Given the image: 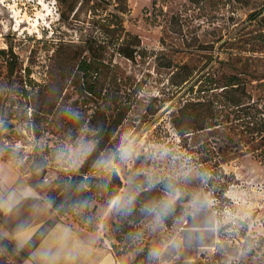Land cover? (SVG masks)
Here are the masks:
<instances>
[{
	"label": "rangeland",
	"instance_id": "374dc122",
	"mask_svg": "<svg viewBox=\"0 0 264 264\" xmlns=\"http://www.w3.org/2000/svg\"><path fill=\"white\" fill-rule=\"evenodd\" d=\"M120 6L128 10L121 17L123 27L141 41L133 61L113 46L102 49L107 37L99 24ZM85 40L93 57L81 45ZM69 43L74 46L67 47ZM83 58L94 62L97 75L83 76L77 70ZM235 73L253 85L264 83V0H2L0 160L13 162L48 198L69 173L99 174L92 161L127 135L138 157L120 167L123 182L131 173L175 178L187 164L193 179L182 186L214 201L210 215L219 224L217 231L206 233L200 244L167 252L166 264H264V163L246 142L224 150L217 159L207 153L211 141L236 137L227 130L179 135L170 124L171 115L196 95L197 87ZM80 145L94 151L79 172L57 162L58 148ZM158 149H167L168 157L146 159ZM216 164L230 177L223 196L213 180ZM198 173L206 175V183ZM181 210L178 204L177 216ZM53 212L56 219L73 221ZM113 218L96 231L103 235ZM147 223L146 218L141 221L140 231L149 249L173 229V219L155 232ZM120 245L116 264H150L136 248ZM0 264H23L1 239Z\"/></svg>",
	"mask_w": 264,
	"mask_h": 264
},
{
	"label": "clouds",
	"instance_id": "9594fccd",
	"mask_svg": "<svg viewBox=\"0 0 264 264\" xmlns=\"http://www.w3.org/2000/svg\"><path fill=\"white\" fill-rule=\"evenodd\" d=\"M2 2V0H0ZM45 7H47L45 5ZM48 14H51L49 10ZM75 115V113H71ZM3 122L0 121V128ZM20 147L16 145V149ZM93 147L80 145L77 149L69 150L58 148L56 151V160L59 163L67 165V170L79 172L87 162L88 157L92 155ZM4 149H0V156ZM167 149H158L151 152L146 159L154 161H163L168 157ZM138 157L134 147V140L129 139L127 135L120 138L119 143L110 150L107 155L96 156L92 161L91 167L100 174L95 179L100 181L95 184L98 195L105 197L102 211H94L97 208V202L90 193L93 188L92 177L84 174L82 179L73 181L69 179L65 186L69 193L75 198H69V201L57 206V210L67 208V213L80 219L85 224H96L103 227L105 222L111 217L126 219L135 216L137 213L145 217L148 223L145 227L155 232L165 227V222L173 219V229L169 236L164 238L159 244L149 249L148 260L155 264H166L163 260L164 255L169 251L178 252L183 247L202 243L206 233H215L219 227L218 222L210 215L214 201L200 190L189 191L182 185H188L192 182L193 172L187 164L181 166V170L175 178L164 177L153 172L144 174V179L140 182H131L127 187H121L119 191H110V179L107 177H119L120 167L127 165L130 161ZM20 160L19 163H23ZM175 163V158L173 159ZM42 171V169H37ZM141 175L137 173V176ZM201 182L206 183V175L198 173ZM7 177L4 174L3 166L0 165V212L10 213L23 200L35 197L36 193L31 187L22 190L17 188H5ZM44 183H48L47 179ZM160 187L161 195L159 198H151L140 204L137 208L138 197L143 192H152ZM46 203L49 207L55 204V201L48 197ZM181 205L182 210L179 216L177 206ZM56 241L60 247L53 249L44 247L38 250L37 257L39 264H60L62 257L70 264L72 254L64 255V247L73 239V229L70 225H59ZM143 232L139 231L133 234L132 238L140 240Z\"/></svg>",
	"mask_w": 264,
	"mask_h": 264
},
{
	"label": "trees",
	"instance_id": "16d2710c",
	"mask_svg": "<svg viewBox=\"0 0 264 264\" xmlns=\"http://www.w3.org/2000/svg\"><path fill=\"white\" fill-rule=\"evenodd\" d=\"M62 6V3H60ZM117 12L109 13L99 24V29L107 37L102 45V49L106 50L109 47L115 48L117 53L122 57L133 61L139 54L141 49L140 39L130 34L125 30L122 24V15L127 12L126 6L114 7ZM73 9L69 10L72 13ZM64 16L60 13V17ZM64 22V19H63ZM89 40L81 42V45L89 53L94 54L91 49ZM73 43L61 44L67 47L74 46ZM93 57V56H92ZM91 59L83 58L79 60L77 70L85 76L88 72L98 74V67L93 65ZM243 76V74L235 73L230 76H222L213 79L209 84L200 85L197 87L195 96L191 99H185L182 105L177 109L176 113L171 115L170 124L177 134H189L196 132H205L208 130L221 129L233 133L234 137L224 136L225 138L211 141L212 144L206 152H210L217 159L224 150L228 148H236L238 142H246L251 146V154L264 163V83L258 82L255 85ZM104 131H100L95 137L101 139ZM208 145V144H207ZM208 148V147H205ZM93 154L88 157L90 160ZM86 174L92 177L93 188L90 193L85 195L91 196L99 204H104L105 197L98 195L95 184L100 182L95 178L100 174H95L94 170L82 173L67 174L63 181L57 186V189L50 194L55 204L53 210L59 217L70 216L79 228L88 231H96L99 226L96 224L88 225L80 219L67 213V208L57 210V206L61 203L69 201V198H75L66 189V182L71 179L78 181ZM141 174V173H140ZM214 182L218 181L222 196L226 193L229 178L226 173L221 170V167L216 164L212 170ZM126 182H123L121 177H107L110 179V191H119L121 187H127L131 182H140L144 179V175L137 176V173L127 175ZM216 176L218 180H216ZM226 181V182H225ZM160 187L157 186L152 192H143L138 197L137 208L140 204L151 198H159L161 195ZM97 208L94 211H97ZM145 217L139 215L121 219L114 217L108 228H105L102 235L103 239L109 242L113 255L117 256L120 252L121 245H130L136 248L138 253L143 257H148L149 247L147 242L142 237L140 240L133 239L134 233L140 231V223Z\"/></svg>",
	"mask_w": 264,
	"mask_h": 264
},
{
	"label": "crops",
	"instance_id": "0c3cea01",
	"mask_svg": "<svg viewBox=\"0 0 264 264\" xmlns=\"http://www.w3.org/2000/svg\"><path fill=\"white\" fill-rule=\"evenodd\" d=\"M7 177L5 188L31 187L35 197L23 200L10 213L0 212V239L15 250L23 264H39L37 253L44 247L56 249L59 225H70L73 239L64 247V255L72 254L70 264H116L115 257L99 231L81 229L71 220L56 219L47 196L30 185L29 180L11 161L0 160ZM60 264H68L62 257Z\"/></svg>",
	"mask_w": 264,
	"mask_h": 264
}]
</instances>
